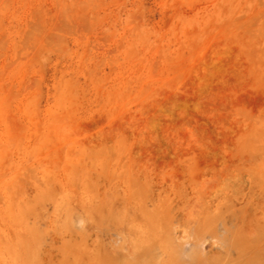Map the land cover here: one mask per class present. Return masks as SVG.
I'll return each instance as SVG.
<instances>
[{
  "label": "rangeland",
  "instance_id": "374dc122",
  "mask_svg": "<svg viewBox=\"0 0 264 264\" xmlns=\"http://www.w3.org/2000/svg\"><path fill=\"white\" fill-rule=\"evenodd\" d=\"M0 264H264V0H0Z\"/></svg>",
  "mask_w": 264,
  "mask_h": 264
}]
</instances>
